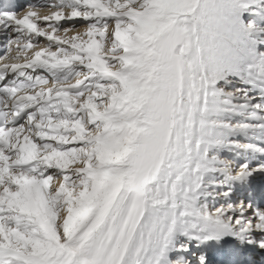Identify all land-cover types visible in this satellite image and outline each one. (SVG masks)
Segmentation results:
<instances>
[{
    "label": "snow or ice",
    "instance_id": "snow-or-ice-1",
    "mask_svg": "<svg viewBox=\"0 0 264 264\" xmlns=\"http://www.w3.org/2000/svg\"><path fill=\"white\" fill-rule=\"evenodd\" d=\"M0 264H264V0H0Z\"/></svg>",
    "mask_w": 264,
    "mask_h": 264
},
{
    "label": "bare ground",
    "instance_id": "bare-ground-1",
    "mask_svg": "<svg viewBox=\"0 0 264 264\" xmlns=\"http://www.w3.org/2000/svg\"><path fill=\"white\" fill-rule=\"evenodd\" d=\"M3 40V37L2 36H0V41H2ZM0 49H2L3 50V48L2 47H0Z\"/></svg>",
    "mask_w": 264,
    "mask_h": 264
}]
</instances>
